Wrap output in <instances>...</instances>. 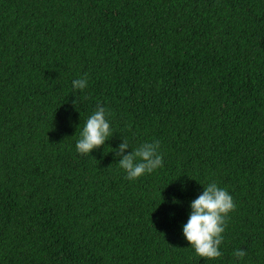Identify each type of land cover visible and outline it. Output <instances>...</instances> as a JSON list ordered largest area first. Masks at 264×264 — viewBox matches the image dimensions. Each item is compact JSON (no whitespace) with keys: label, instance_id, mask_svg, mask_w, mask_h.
<instances>
[{"label":"trees","instance_id":"16d2710c","mask_svg":"<svg viewBox=\"0 0 264 264\" xmlns=\"http://www.w3.org/2000/svg\"><path fill=\"white\" fill-rule=\"evenodd\" d=\"M98 104L113 135L80 154ZM125 139L159 141L163 166L128 180ZM210 182L235 204L218 260L182 234ZM237 248L264 264V0H0V264H235Z\"/></svg>","mask_w":264,"mask_h":264},{"label":"clouds","instance_id":"9594fccd","mask_svg":"<svg viewBox=\"0 0 264 264\" xmlns=\"http://www.w3.org/2000/svg\"><path fill=\"white\" fill-rule=\"evenodd\" d=\"M87 86L86 75L72 81L73 89L82 91ZM112 135L109 113L105 107L98 104L84 122L79 139L75 143L76 151L89 155L92 150L104 145ZM129 145V141L125 139L112 151L119 156L118 165L124 170L128 180H135L163 166L159 141L144 142L125 154ZM173 202H176L175 198ZM189 208L187 221L182 225V234L189 247L200 258L220 259L223 256L221 245L224 241L226 218L235 208L232 195L216 182H210L203 186L197 198L190 201ZM246 255L247 252L242 248L232 252L235 264H241Z\"/></svg>","mask_w":264,"mask_h":264}]
</instances>
